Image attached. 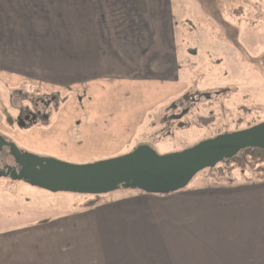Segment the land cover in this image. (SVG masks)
<instances>
[{
    "label": "crops",
    "instance_id": "crops-1",
    "mask_svg": "<svg viewBox=\"0 0 264 264\" xmlns=\"http://www.w3.org/2000/svg\"><path fill=\"white\" fill-rule=\"evenodd\" d=\"M175 12V0H0V71L56 91L180 88ZM242 176L168 196L129 191L1 231L0 243L26 246L0 264H264V179Z\"/></svg>",
    "mask_w": 264,
    "mask_h": 264
},
{
    "label": "rangeland",
    "instance_id": "rangeland-1",
    "mask_svg": "<svg viewBox=\"0 0 264 264\" xmlns=\"http://www.w3.org/2000/svg\"><path fill=\"white\" fill-rule=\"evenodd\" d=\"M175 9L180 88L106 83L89 91H59L68 103L53 115L51 127L20 132L12 122L43 89L0 71V133L18 141L27 151L48 156L45 158L88 165L128 155L141 145L152 147L160 155L178 153L220 133H234L264 122V0H175ZM184 89L214 97L213 104L202 102L195 107V111L200 105L211 108L214 125L200 128L191 118L190 127L168 131L163 117L171 115L167 112L173 104L181 106L184 100L179 98L166 109L165 105ZM225 89L230 90L226 93ZM208 111L197 114L207 117ZM154 122L156 129L152 127ZM251 150L199 173L186 189L244 181L242 172L248 179H264V153ZM126 193L133 192L81 196L53 194L24 185L0 187V232L77 214ZM25 246L24 241L14 247L0 243V257L9 248L11 255L21 260L15 253Z\"/></svg>",
    "mask_w": 264,
    "mask_h": 264
},
{
    "label": "water",
    "instance_id": "water-1",
    "mask_svg": "<svg viewBox=\"0 0 264 264\" xmlns=\"http://www.w3.org/2000/svg\"><path fill=\"white\" fill-rule=\"evenodd\" d=\"M3 141L0 137V145ZM9 146L21 168L15 179L49 193L104 196L126 190L168 196L185 190L199 173L234 160L242 151H264V123L221 134L178 153L160 155L141 145L128 155L88 165H72Z\"/></svg>",
    "mask_w": 264,
    "mask_h": 264
},
{
    "label": "flooded vegetation",
    "instance_id": "flooded-vegetation-1",
    "mask_svg": "<svg viewBox=\"0 0 264 264\" xmlns=\"http://www.w3.org/2000/svg\"><path fill=\"white\" fill-rule=\"evenodd\" d=\"M41 89H43V91L37 93L36 99L29 102V105L26 106L24 109L19 110V115L17 119L14 120L11 124V125H16V128H18L20 132L21 131L32 132L35 130L43 131L44 129L47 130L49 127H51L50 125L53 121V115L59 114L68 103L67 98H63V99L61 98L59 91L46 93L45 91L46 87H41ZM227 90L225 89L224 92L227 93L229 92L230 89ZM196 93L197 94L189 92L185 94L182 97V99L184 100V104L181 106H183V108L180 110L179 109L181 107L180 105H178L177 103L173 104L172 107L167 112V113H171V115L168 116L167 114L168 117H163V125L168 129V131L173 128L185 129L187 127H190L192 125V123L190 122L191 118H195V122L200 128L201 127L207 128L216 123V119L213 115V110L211 108L205 105H200L199 108H197V111H195L196 110L195 107L199 104H202V102L213 104L214 97L208 94L201 95L198 92ZM218 95L219 92L217 93L216 97ZM207 109H209L208 111L209 116L201 117L197 114V112ZM243 111H245V109ZM250 112L251 110H249V113ZM238 122L242 124L244 121L243 119H240ZM257 125L259 124L248 126L247 128H245V130ZM242 130L244 129L235 130L234 132H239ZM168 135H170L169 132ZM219 135H221V133L218 134L217 136ZM0 137L5 141V142L3 141V144L0 145V187H4L8 189H12L17 185L18 186L24 185L26 187H30V185L24 183L23 181H19L15 179V177L18 176L21 168L16 163L15 158L11 156V147L9 146V144L16 145L22 152L24 151L29 152L41 157H48V156L35 154L33 152L21 148L20 143L18 141L12 139L7 135L0 133ZM251 151H259L260 153H264V151L256 150V149H253ZM244 173L245 172H242V174Z\"/></svg>",
    "mask_w": 264,
    "mask_h": 264
},
{
    "label": "trees",
    "instance_id": "trees-1",
    "mask_svg": "<svg viewBox=\"0 0 264 264\" xmlns=\"http://www.w3.org/2000/svg\"><path fill=\"white\" fill-rule=\"evenodd\" d=\"M221 165V164H220Z\"/></svg>",
    "mask_w": 264,
    "mask_h": 264
}]
</instances>
